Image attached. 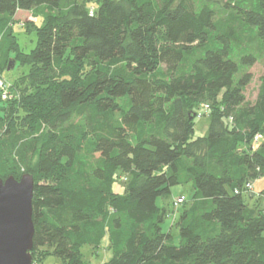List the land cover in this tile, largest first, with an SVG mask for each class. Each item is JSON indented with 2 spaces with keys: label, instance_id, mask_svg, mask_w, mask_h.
Listing matches in <instances>:
<instances>
[{
  "label": "trees",
  "instance_id": "16d2710c",
  "mask_svg": "<svg viewBox=\"0 0 264 264\" xmlns=\"http://www.w3.org/2000/svg\"><path fill=\"white\" fill-rule=\"evenodd\" d=\"M20 12L43 19L30 54L13 33ZM255 42L264 0H0V52L31 67L20 81L48 82L26 97L38 123L21 150L0 117V179L34 177L32 255L52 247L64 264H88L83 247L107 244L104 264H264V193L245 202L264 174V75L255 103L245 96ZM82 64L92 76L68 79ZM201 103L209 133L194 139ZM75 112L87 128H65ZM82 165L85 178L73 176ZM60 168L70 182H45ZM119 170L132 176L124 196L112 191ZM186 184L194 199L176 246L157 201Z\"/></svg>",
  "mask_w": 264,
  "mask_h": 264
},
{
  "label": "rangeland",
  "instance_id": "374dc122",
  "mask_svg": "<svg viewBox=\"0 0 264 264\" xmlns=\"http://www.w3.org/2000/svg\"><path fill=\"white\" fill-rule=\"evenodd\" d=\"M160 2L161 0H155ZM87 9L94 7L97 9V3L91 2L87 3ZM34 25H31V23ZM13 33L16 38V42L18 44L19 50L24 54H30L37 45L38 40V30L42 27L43 19H33L28 12H20L17 14L16 18L13 21ZM0 44V50H1ZM255 48L258 49L260 53L259 61L250 69L249 73L252 75V82L247 87L245 96L247 102L253 104L255 103L259 86L261 84L262 77L264 75V46L255 42L253 44ZM13 60V61H11ZM12 62V65L10 63ZM22 62L18 61L14 52L9 54H3L0 52V77H2L6 82L13 85L14 87L10 89V94L7 99H1L4 102H8L10 97H12L11 103L0 102V117L2 124L4 125V129H9L14 136L6 135V139L10 140L9 144H11V140L14 141V144L17 145L20 150L23 148L24 144L27 142L26 137H30L33 134V129L38 123V113L30 107L32 104L31 98H26L36 93L40 88L47 89L48 82H34L30 78H24L31 72V67L29 65H21ZM10 68V71H9ZM93 68L87 64H82L80 66V71L68 79H72L73 81L80 80H88L93 74ZM20 81V82H19ZM17 82H19L17 84ZM50 85L51 81L49 80ZM15 84H17L15 86ZM10 85V86H11ZM224 93H221L219 96V100L222 99ZM208 103V102H206ZM203 103V104H206ZM202 103L199 107H194L195 113L198 115L195 118V132L193 135L194 139L199 137H207L209 133V124H210V115L204 109V105ZM213 104V103H210ZM26 107V110L23 108ZM26 111L27 118L22 120L20 116L24 114ZM86 113L78 118L77 113L72 119V121L65 126L69 130L70 126L73 125L76 121L83 128H87L89 126V120L87 118ZM195 114V115H196ZM254 150H258L260 144H255L252 142L251 144ZM31 145L25 150L24 154H26L27 166L32 169H36L35 163L28 162L31 154H32ZM21 152V151H20ZM86 162V161H85ZM90 162V161H89ZM88 163V162H86ZM25 170V169H23ZM73 176L85 178L86 176V167L80 166L76 169V172L73 171ZM69 173L65 172V169L60 168L58 171L54 172L48 180L45 182H50L56 185H61V182L64 183L66 181L70 182L72 176H68ZM70 178V179H68ZM127 178V182L124 179ZM132 181V176L130 174L124 173L123 171H118L114 178L112 184V191L118 195H126V191L128 186ZM44 182L40 181L39 183ZM44 182V183H45ZM253 184V193L249 194L250 197H245V202L248 204L250 208L257 207L256 200L259 198H254L255 195H262L264 193V174L256 179L251 181ZM183 198L186 202L184 205H175V200L178 198ZM194 199V189L191 184L176 186L172 189V194L166 198H159L157 204L160 208H164L166 210V218L163 224V232L172 234L174 238V244L176 246L180 245V233H179V220L182 212L185 209H189L192 205V201ZM264 199V197L262 198ZM263 204V202H262ZM82 253L84 256V260L88 264H104L111 258V251L106 245L98 250V253H94L91 250L90 246L83 247ZM33 256V264H64V262L57 258L53 253V248H43L37 252H34Z\"/></svg>",
  "mask_w": 264,
  "mask_h": 264
},
{
  "label": "water",
  "instance_id": "95a60500",
  "mask_svg": "<svg viewBox=\"0 0 264 264\" xmlns=\"http://www.w3.org/2000/svg\"><path fill=\"white\" fill-rule=\"evenodd\" d=\"M33 197L32 174L0 179V264H33Z\"/></svg>",
  "mask_w": 264,
  "mask_h": 264
},
{
  "label": "built area",
  "instance_id": "2783aa9c",
  "mask_svg": "<svg viewBox=\"0 0 264 264\" xmlns=\"http://www.w3.org/2000/svg\"><path fill=\"white\" fill-rule=\"evenodd\" d=\"M93 14V11H91V15ZM10 89L11 86L9 83H7L3 78H0V93L2 94L3 99H7L10 94ZM204 109L207 112L209 109L208 105H204ZM259 137L255 138V142H258ZM246 193L249 194H254L253 193V184L251 182L246 184ZM185 202L183 198H178L175 200V205H181Z\"/></svg>",
  "mask_w": 264,
  "mask_h": 264
},
{
  "label": "crops",
  "instance_id": "0c3cea01",
  "mask_svg": "<svg viewBox=\"0 0 264 264\" xmlns=\"http://www.w3.org/2000/svg\"><path fill=\"white\" fill-rule=\"evenodd\" d=\"M253 188H254V187H253ZM262 202H263L262 206H263V208H264V199L262 200ZM106 247H107V244H106Z\"/></svg>",
  "mask_w": 264,
  "mask_h": 264
}]
</instances>
